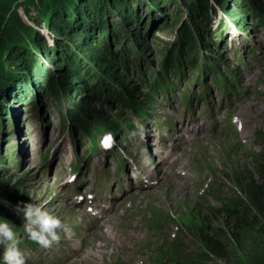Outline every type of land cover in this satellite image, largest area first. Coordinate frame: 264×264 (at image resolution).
Listing matches in <instances>:
<instances>
[{"label": "rangeland", "instance_id": "1", "mask_svg": "<svg viewBox=\"0 0 264 264\" xmlns=\"http://www.w3.org/2000/svg\"><path fill=\"white\" fill-rule=\"evenodd\" d=\"M40 1L0 0V3L12 6V10L15 7H20L17 13L22 21L25 22L26 26H30L32 35L34 36L37 32H40V35L45 38L46 42L48 41L49 47L55 50L53 37L49 35L45 24L46 21H49V12L43 14L40 11ZM257 1L261 5H264V0ZM211 2L217 12H212L210 16V18L212 17V24L207 23V28L212 31L211 39L213 42L221 41L223 43L213 44L210 50H206L205 54L201 55L200 61L205 62L208 59L210 61L209 65H211V62H214L213 58H218L216 57L217 54L224 55L223 58L226 57V65L231 70L236 68L239 77L240 86L237 95L233 94L230 101L221 103L218 89L212 86L210 78H208L207 84L211 92L212 116L207 114L208 110H204V101L197 103V100H193V103H195L193 105L194 114L188 115V112L183 114L181 113V93L186 91L184 88L188 87V83H181L177 89H183L181 91H173L174 97L169 100L171 105L160 100L159 105L153 110L155 117L148 118L145 123L140 119H135L137 129L130 135L131 143L124 146L123 153H121L126 158V171L129 173V184L126 187L121 177L115 174L114 167L116 165V159L110 157L103 164L105 160L103 156H92L85 163H80L79 165L82 170L75 174V182H70V178L74 174L71 170V163L76 162L73 141L71 133L66 129L63 118L59 115L56 108L58 102L57 96L59 97L58 92L57 90H52L50 85L47 86V92L37 89V91L41 90L40 95L42 94V96L40 97L43 99V105L36 102L34 92L29 88L30 94L27 96H18L15 99L11 97L7 103H3L0 100V110L4 111V114H7V112L10 114L7 118L0 117V156L15 155L16 152V157L22 156L23 162L21 168H16L0 161V194L14 192L16 185L21 181L20 176L27 173L30 177L26 181H22L25 182L24 195L28 196L34 202L46 203V205L50 202L51 209L58 212L66 220L68 225L63 233V241L49 252L37 253L30 260V264L65 263L67 254L70 253L71 247L76 246L77 240L75 236L77 232L72 227L74 217L65 208L69 209L73 207L72 203H76V207H78L80 197L84 198L82 205L85 202H89L91 197H95L97 201H105L104 206L109 203L110 199H114L115 206L119 207L126 204L128 211H135V206L133 204L131 205L130 195L134 191L143 192L148 190L149 184L147 183L148 180L146 177L154 167V164L150 163L151 158L153 155L160 156L154 161L157 162L158 159L165 158L169 153L173 152L171 150L172 144L179 143V128L189 118H193L199 122V125L204 129L203 133H213V127L217 124L222 134L235 135L239 133L240 138L245 142V147L248 150L245 153L234 154V156L220 153L219 157L214 156L211 162H206L205 164L203 162L205 160L203 157L205 153L195 154L197 161L204 164L206 176L204 179L194 180L196 187L195 196H179L177 199L169 201L168 204L172 208L166 211L167 214L164 217V222L160 220L159 224L163 229L161 231L159 229V238L157 240L150 239V236L147 238V240H153L147 249L156 252L160 248L159 258L162 261L158 263L152 262V264H161V262L162 264H264V261L261 262L259 260V256L264 251V223L260 227L251 229L252 233L249 229H245V232L243 231L244 238L242 239L240 238V234L236 237L234 232L228 229L225 220H222V227L216 233L217 239L219 241L223 240L224 242V252L221 250L218 251L220 255L210 253L207 248L208 244L203 239V236L196 232V227H200L203 218H213V220L220 218L221 220L218 213L222 203L227 204L231 200L235 202L242 201V205L245 203L251 205L249 198H246L238 186L235 175H240L243 181L249 178V173H252L256 177L261 167L259 154L264 151L260 146L264 144V135H262V131L264 130V86L260 85L264 75V25L256 22L252 23L248 18L243 28L238 27L235 25L234 20L236 19H233L235 17L230 14L232 11H235V13L240 12L238 4L233 5V2L229 1L228 9L230 8V10H228V13L218 6L216 0H211ZM201 3L202 0L196 6L193 5V7H198ZM145 5L150 11L149 15H144L149 20L150 28L148 31L150 36H154V38L158 36L160 39L159 42L175 41L177 43L178 40L180 41L181 33H179V26L186 21L190 28V34H192V21L191 19L189 20V16L185 12L186 10L190 11L192 9L190 7V1L167 0L166 4L159 0L158 6L163 5L159 8L160 12L151 11L149 9L151 6L147 5V3ZM2 9L5 8L0 7V10ZM38 16H40L39 19ZM164 20L165 22H163ZM223 21L228 28L226 29L223 26V29H226V33L218 37V31L216 29L222 25ZM159 25L164 28L157 32L156 29ZM251 26H253V30H251ZM239 29L243 31V34L239 32ZM87 36H89L88 32ZM82 38L80 37L79 39ZM194 38L198 42L196 34H194ZM98 40H101V37L97 33L96 38L83 49L84 52L90 54L91 51L95 53L97 49H100V46L94 43ZM225 42L228 43L226 47ZM134 43L140 48L137 42ZM68 46L75 48L74 45L69 44ZM149 46L155 55L152 61L158 62L157 57L162 55L161 51L156 49L157 44L153 42ZM247 48L249 49L247 50ZM114 49L116 50L117 47H114ZM250 51L256 52L254 57L247 55ZM43 52L47 54L45 47H43ZM36 55L39 63L41 60L44 62L41 63L43 66L39 65L43 73L47 75L52 73L57 76L60 72H63L62 69L58 70L61 64L57 63L60 59H56L53 62L48 61L47 58L44 59L43 54L36 53ZM206 55H210L211 58L206 57ZM237 55L243 57V60H237ZM78 60L83 61L84 59L79 58ZM160 61H163V59ZM63 64L66 65L67 61H64ZM74 68L78 74L82 72L81 75H85L87 69L93 70L97 66L90 62L88 65H80L76 62ZM245 79L253 80L256 83L259 93H255L253 98L261 101L258 127L254 123L249 124L250 129L245 131L249 135L248 138H245V134L240 132L237 127H235L236 131L233 130L230 126L229 118H225L222 115V111L226 107L231 108L232 105L247 94V85L244 83ZM202 88V85L197 84L193 90L199 94ZM16 91H19V89ZM58 91L61 93L62 89L59 88ZM60 96H62V93ZM74 98L76 102L80 101L78 97ZM167 119L175 122L176 127L173 131L168 129ZM110 127L104 126L106 129H110ZM184 141L185 139L181 143ZM15 147L20 148V151L17 152V150H14ZM11 149L14 152L10 153ZM46 150L50 154L48 161L44 163L41 159V153ZM248 151L250 152L249 154H247ZM82 156L84 157L85 154H82ZM136 164H140L141 167H136ZM206 166L213 173L217 174L218 180L214 186L221 185V187L218 189V187L214 188L211 186L210 190H207L208 193L204 203L198 204L196 202L197 194L211 180V174H208L209 171ZM107 170L111 173H108ZM105 174L110 176L111 181L110 178L104 177ZM164 177L165 174L161 173L160 179L162 180ZM81 178L84 180L82 181V185L76 186L81 182ZM153 183H156V180H152ZM168 187L169 185L167 184L161 188L164 195L167 194ZM122 198H125L124 202L119 201ZM111 204L113 205V202ZM6 207L14 210L12 205L6 204ZM139 210L138 208L137 211ZM122 215H124V212L121 210L120 216ZM158 218V216H154L151 224L156 226ZM76 221L80 222L81 218H77ZM211 225L214 229V225ZM108 229L109 227L105 226L104 231ZM225 233L229 235L225 236ZM162 243L163 245H161ZM141 256L144 257L142 260H138L141 264H151L147 253L143 252ZM122 259L124 260V258ZM124 264L127 263L124 262Z\"/></svg>", "mask_w": 264, "mask_h": 264}, {"label": "trees", "instance_id": "2", "mask_svg": "<svg viewBox=\"0 0 264 264\" xmlns=\"http://www.w3.org/2000/svg\"><path fill=\"white\" fill-rule=\"evenodd\" d=\"M158 1L41 0L40 11L43 14L49 12V21L45 24L49 35L53 37L55 50L49 47L48 41L46 42L40 32L32 35L30 26L27 27L17 13L20 7L12 10V6L0 3V7L5 8L0 10V100L7 103L11 97L15 99L18 96H27L30 94L29 88L34 92L36 102L43 105L40 91L47 92V86L50 85L52 90L58 92L56 108L64 119L65 126L69 124L71 128L83 132L111 126L110 130L105 131H111L115 135L120 133V125L110 117V112L115 107L123 110L132 104H137L139 108L151 104L153 101L151 90L159 84L161 77L169 80L170 76L179 73L182 67L187 68V65L196 67L206 50H210L213 44L223 43L213 42L212 31L207 28V23L212 24L210 16L215 11L210 0H202L198 7L193 5L196 6L201 0H185L190 1L192 8L190 11L185 9L189 20L192 21V34L186 21L179 26L180 41L172 44L159 42L158 36L155 38L150 36L149 20L144 17L145 14H150L145 3L151 6L149 8L151 11L160 12L159 8L163 5L158 6ZM160 1L167 4V0ZM229 1L240 7L239 13L235 11L230 13L235 17L233 19H236L234 21L238 27L243 28L248 18L251 22L253 19L258 23H264V5L257 0H216L218 6L228 13ZM223 26L228 28L223 22L217 30L218 37L226 33ZM163 28L159 25L156 30L160 31ZM97 33L101 40L94 43L99 45L100 49L95 53L93 51L90 54L85 53L83 49L96 38ZM194 34L198 42L195 41ZM80 37L83 38L79 39ZM134 42H137L140 48ZM152 42L157 44L156 49L162 53L157 59L164 61H152L155 57L149 46ZM69 44L75 48L68 46ZM43 47L46 48L47 54L43 52ZM36 53L43 54L44 59L47 58L48 61L55 62L56 59H60L57 63L61 64L58 70L62 69L63 72L57 76L43 73L39 65L43 66L41 63L44 62L37 61ZM206 57L211 58L210 55ZM216 57L218 58H213L214 62L222 67V55L217 54ZM79 58L84 60H78ZM64 61H67L66 65L63 64ZM76 62L80 65H88L90 62L97 68L87 69L85 75H81L82 72L78 74L74 70ZM185 75L181 73L176 80ZM59 88L62 89V96ZM17 89L19 91H16ZM74 97H78L80 101L76 102ZM9 115L8 112L4 114V111L0 110V117L7 118ZM262 147L264 149V144ZM13 151L11 149L10 153ZM8 156H0V161L4 164L14 161L13 158L8 159ZM260 158L261 167L256 177L249 173V178L243 181L240 175H235L238 186L246 198H249L251 205L246 203L242 205V201L230 200L226 208L218 213L221 220L206 217L201 220L200 227H196V232L201 234L208 244L206 247L210 253L220 255L218 251L224 252L223 240L219 241L216 237L217 230L222 227V220H225L228 229L233 231L236 237L240 234L242 239L245 229L252 233L251 229L264 223V151ZM21 184L22 180L12 193L0 194V217L6 215L9 210L5 203L13 205L22 202L24 186ZM211 224L214 225V229ZM259 260L264 261V251Z\"/></svg>", "mask_w": 264, "mask_h": 264}, {"label": "bare ground", "instance_id": "3", "mask_svg": "<svg viewBox=\"0 0 264 264\" xmlns=\"http://www.w3.org/2000/svg\"><path fill=\"white\" fill-rule=\"evenodd\" d=\"M251 55V54H250ZM250 57V56H249ZM183 82H179L181 84ZM250 91H255L254 83L250 85ZM202 100V98H201ZM245 102H249L248 107L240 104L236 106L234 109V113H237L242 119L245 120L247 126L250 123H255L257 120V115L259 114V103L250 99V97L246 98ZM153 110V109H152ZM181 133L179 138H183L185 133H190L189 128L185 127L181 128ZM201 146H197L193 151L189 146H186L182 154H176L174 161L169 164L166 168L168 176H165L162 180L160 179L159 173L163 169V165L165 161H160L156 165V169L151 173V177L148 176V190L146 191H136L135 201L136 204L134 206L139 208L138 203H147L151 207L161 206L162 212H166L168 209L172 208L169 206V201L177 199L179 196L191 197L194 192V188L191 182L195 179H200L201 174L205 171L204 164L200 162H196L194 165V161H192V154H201L204 150L205 156H203L208 162H211L214 156L220 155V153H232L230 147L235 148L238 153H245V146H241L240 143L236 140H231L230 147L224 143L223 141L218 140L214 135L213 136H205L200 137ZM179 145L177 144L173 147V149H179ZM227 150V151H226ZM187 160V163L182 165V162ZM213 165V163H211ZM182 165V166H181ZM181 166V167H180ZM155 178V179H154ZM152 180H156L157 184H152ZM111 181V178H110ZM169 185L167 194L164 195L161 191V188L165 185ZM174 202V201H173ZM116 215L120 216L121 210L124 213H127V216H131V220L127 222L125 226L122 227V232L125 234L124 237H120L119 242L115 243L114 240L103 232H99L94 236L92 242V248L96 251L101 252V256L98 257L94 254L87 255L86 247L88 246V238L89 235L86 233L93 229L92 225L86 224L85 233H83V249L76 253V260H74L71 264H111L109 259L115 256V252L111 253L110 249L112 248L115 251V247L119 248L122 253L128 254L130 252L136 251L137 244H143L147 239L141 241L142 229L136 224L135 219L138 217L135 214L137 211H128V208H119L115 205H112L110 208ZM73 213L76 215H82L83 213L80 210L73 209ZM73 215V214H72ZM116 215L108 216L106 222L116 227H120L121 223L117 220ZM123 216V215H122ZM120 216V217H122ZM74 220L76 216L73 215ZM72 222V223H73ZM97 241H100L101 244H98ZM37 243H33L32 247H37ZM100 249V250H99ZM117 262V261H116ZM129 264H134V260H128Z\"/></svg>", "mask_w": 264, "mask_h": 264}, {"label": "clouds", "instance_id": "4", "mask_svg": "<svg viewBox=\"0 0 264 264\" xmlns=\"http://www.w3.org/2000/svg\"><path fill=\"white\" fill-rule=\"evenodd\" d=\"M15 212L22 218L23 231L29 240L48 248L60 239L61 218L47 208L46 203L33 200L17 203ZM21 244L22 238L15 224L8 219H0V246L3 247L0 264H26V252Z\"/></svg>", "mask_w": 264, "mask_h": 264}]
</instances>
